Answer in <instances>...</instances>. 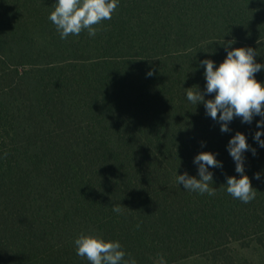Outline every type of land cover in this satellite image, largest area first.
<instances>
[{"label": "trees", "instance_id": "trees-1", "mask_svg": "<svg viewBox=\"0 0 264 264\" xmlns=\"http://www.w3.org/2000/svg\"><path fill=\"white\" fill-rule=\"evenodd\" d=\"M55 2L0 0V264H90L81 233L119 241L136 264H264L261 117L222 133L185 90L206 91L200 61L218 66L229 41L264 64V0H119L95 37L67 39L48 19ZM236 132L256 149L249 203L226 191ZM204 151L223 165L208 169L214 196L176 181L199 178Z\"/></svg>", "mask_w": 264, "mask_h": 264}, {"label": "clouds", "instance_id": "clouds-1", "mask_svg": "<svg viewBox=\"0 0 264 264\" xmlns=\"http://www.w3.org/2000/svg\"><path fill=\"white\" fill-rule=\"evenodd\" d=\"M119 6V0H56L48 19L53 23L61 39L69 36H79L87 32L89 37H95L104 21L111 20L113 13ZM233 42L225 44L226 58L218 65L211 59L200 61L205 68L206 91L201 93L198 87L186 90V98L194 105L203 103L206 115L220 124V131H231L229 123L234 118H240L242 123L251 124L255 116L261 117L257 121V128H264V82L256 79V73L264 69V64L256 62L258 53L251 47L231 48ZM231 48V50H228ZM153 71L147 73L152 76ZM214 94L213 99H205V95ZM264 131H256L253 139L264 148L261 136ZM227 150L235 162V171L240 177L229 176L226 191L234 199L249 203L255 199L257 191L252 187L250 178L244 174V153L251 151L256 155V149L250 148L246 136L236 132L229 140ZM194 164L198 165L199 178L189 176L187 172L176 176L178 184L183 188L214 196L216 188L213 185L211 168L223 167L212 152H200L194 157ZM255 179H261L260 173ZM114 213L123 211L121 204H114ZM139 227V226H138ZM76 254L86 258L90 264H136L134 258L127 254L119 241L105 240L102 236L81 233L74 241ZM126 256L128 258L126 259ZM156 264H167L164 256L158 254Z\"/></svg>", "mask_w": 264, "mask_h": 264}, {"label": "rangeland", "instance_id": "rangeland-1", "mask_svg": "<svg viewBox=\"0 0 264 264\" xmlns=\"http://www.w3.org/2000/svg\"><path fill=\"white\" fill-rule=\"evenodd\" d=\"M184 264H194L193 262H186V263H184Z\"/></svg>", "mask_w": 264, "mask_h": 264}]
</instances>
